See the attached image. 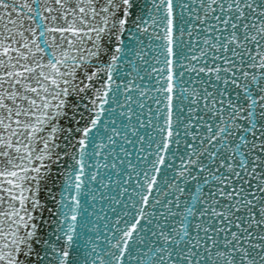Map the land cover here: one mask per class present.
Masks as SVG:
<instances>
[{
  "label": "snow or ice",
  "instance_id": "6c2138e0",
  "mask_svg": "<svg viewBox=\"0 0 264 264\" xmlns=\"http://www.w3.org/2000/svg\"><path fill=\"white\" fill-rule=\"evenodd\" d=\"M0 264H264V0H0Z\"/></svg>",
  "mask_w": 264,
  "mask_h": 264
}]
</instances>
